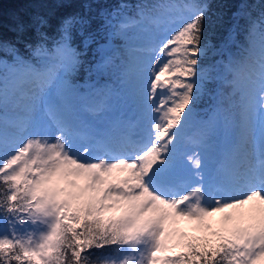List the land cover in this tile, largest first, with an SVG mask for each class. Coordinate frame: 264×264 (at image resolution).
I'll return each mask as SVG.
<instances>
[{
    "label": "snow or ice",
    "instance_id": "6c2138e0",
    "mask_svg": "<svg viewBox=\"0 0 264 264\" xmlns=\"http://www.w3.org/2000/svg\"><path fill=\"white\" fill-rule=\"evenodd\" d=\"M124 7L0 17V264H264V9Z\"/></svg>",
    "mask_w": 264,
    "mask_h": 264
},
{
    "label": "trees",
    "instance_id": "16d2710c",
    "mask_svg": "<svg viewBox=\"0 0 264 264\" xmlns=\"http://www.w3.org/2000/svg\"><path fill=\"white\" fill-rule=\"evenodd\" d=\"M140 2L141 0H0V17L7 29L16 17L28 18L43 15L49 21V36L55 40L61 22L69 16L90 18V30L95 33L100 29L101 18L104 14L115 15L121 6H125L124 11L127 10L134 16L135 6ZM207 2L211 6L213 20L217 16L222 20L218 29L214 31L211 41L213 45L222 44L229 32L235 31L237 24L240 27L246 26L244 19H238L244 12H250L251 16L256 18L264 9V0H207ZM240 38L243 39V37ZM77 43H79V38H77ZM217 59H219L218 56L210 53L209 63ZM206 106V102H202L198 112L202 113Z\"/></svg>",
    "mask_w": 264,
    "mask_h": 264
},
{
    "label": "rangeland",
    "instance_id": "374dc122",
    "mask_svg": "<svg viewBox=\"0 0 264 264\" xmlns=\"http://www.w3.org/2000/svg\"><path fill=\"white\" fill-rule=\"evenodd\" d=\"M122 15H127L130 16L127 13V10L124 11L122 13ZM80 84H83L84 82H79ZM166 91V89H165ZM115 117L121 118V119H132V113L131 111L127 108V107H122L121 109H119L116 113L113 114ZM200 133V129L197 126H193L190 130H189V135L191 138L195 139L196 137H198ZM220 215L218 214L217 216H215L212 220L213 223V228L214 229H218L220 224ZM180 228L181 231L186 232L188 234V236L191 237H200L202 235H204V233L199 232L196 230V226L194 224H191L189 222H181L180 225L178 226ZM181 251V249L177 248L174 251L168 252L165 255H176Z\"/></svg>",
    "mask_w": 264,
    "mask_h": 264
},
{
    "label": "bare ground",
    "instance_id": "6f19581e",
    "mask_svg": "<svg viewBox=\"0 0 264 264\" xmlns=\"http://www.w3.org/2000/svg\"><path fill=\"white\" fill-rule=\"evenodd\" d=\"M125 119H127V118H125Z\"/></svg>",
    "mask_w": 264,
    "mask_h": 264
}]
</instances>
